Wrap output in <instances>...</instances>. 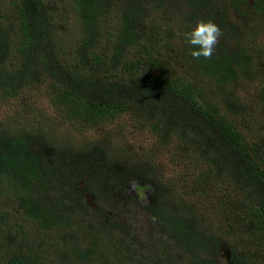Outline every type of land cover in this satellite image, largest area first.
Listing matches in <instances>:
<instances>
[{"label": "trees", "instance_id": "1", "mask_svg": "<svg viewBox=\"0 0 264 264\" xmlns=\"http://www.w3.org/2000/svg\"><path fill=\"white\" fill-rule=\"evenodd\" d=\"M68 1L80 28L78 36L71 41L77 49H70L69 57L65 52L51 50L52 46L42 45V34L35 26L40 21L35 18L34 24L26 16L20 0H0V20L6 18L0 24V109L32 79L46 84L47 98L55 105L52 118L44 108L33 106L29 98L26 107L15 108L14 114H0V264H211L212 251L231 234L232 225L236 226L234 220L243 234L256 235L257 230L264 241V197L256 193L264 187V152L258 151L264 142L248 139L237 120L218 108L238 107L235 91L226 87L238 80L241 84L247 82V86L257 81L253 65L259 62L264 48L252 50L254 41L238 45L241 50L238 54L223 50L210 58L197 59L190 55L192 45L188 49L183 46L185 55L179 57V63L209 80L207 84L200 77L189 81L177 65L168 63L167 69L163 68L158 57L151 56L155 48H148L139 39L136 29L145 13L143 4L148 0H127L123 10L114 8L121 13L116 21L106 25L108 29L99 20L103 15L100 10L107 2L116 4V0ZM179 1L184 2L176 0ZM188 1V9L182 11L184 27L188 26L186 31L198 22L194 21L199 17L198 9L210 4L209 0ZM230 2L234 10L241 11L248 0ZM252 8L264 18V0H252ZM200 20H207V14ZM260 27L258 31L264 32L263 24ZM171 35L172 31L166 29L162 35L150 39L159 48L164 37L163 47L170 51L174 44ZM132 46L130 53L128 49ZM127 53L142 56L138 60L127 58ZM257 65L262 71L263 66ZM138 66L156 72L134 77L135 81L124 76ZM146 82H155L175 97L173 102L167 101L168 105L164 103L165 108L161 107L162 101L156 102L163 114L158 113V119L150 124L156 141L149 142L147 147L131 143L128 132L124 133L139 118V104L144 98L141 90L131 91L129 87ZM215 82V93L221 97L227 94L228 103L216 105L203 100L202 86L211 87V83L215 86ZM93 86L98 92L91 98L86 91ZM254 100L264 108L260 93ZM244 108L240 109L245 111ZM191 115L200 116L204 124L218 133L214 142L204 135L197 139L200 149L196 169L201 167L202 171L192 185L189 178L193 169L183 175V180L170 179L166 174L171 166L170 170L179 176L177 169L184 155L193 160L195 147L170 152V159L163 154V149L170 147V137H181V132L171 126L181 125ZM14 116L25 118L38 129L46 127L56 136L58 140L49 139L54 155L33 151V142L23 128L11 130L9 125ZM70 131L82 135L81 141H88L89 133L101 134L93 142L94 147L103 148L94 158L92 169L88 157L93 151L92 142H82L75 149V144L66 139H72L73 134L67 133ZM220 149L235 155L240 162L236 163L231 155L225 157ZM214 152L217 158L211 165L202 154ZM73 160L81 172L90 171L100 181L108 178L111 172L107 170L112 168L116 175L136 179L151 190L138 205V199L130 206L104 199L109 208L105 211L99 200L88 202L59 177L62 163L71 167ZM223 160L231 163L235 181L230 184H224L223 178L215 179L217 170L225 167L220 164ZM163 161L168 163L162 164ZM219 190L222 196L220 210L216 211L215 193ZM135 207L140 214L132 211ZM141 220L145 229L139 225ZM162 234L169 235L176 243L175 249L184 255V261L172 262L165 256L170 251L163 243ZM262 247L259 250L237 245L230 249L229 261L264 264V243Z\"/></svg>", "mask_w": 264, "mask_h": 264}, {"label": "rangeland", "instance_id": "2", "mask_svg": "<svg viewBox=\"0 0 264 264\" xmlns=\"http://www.w3.org/2000/svg\"><path fill=\"white\" fill-rule=\"evenodd\" d=\"M117 3L114 2H107L105 6H102L100 12H103L101 18L99 19L102 22V26H106L110 24L117 18L118 14L121 12H115L114 8L117 10H123L124 5L126 4L127 0H116ZM178 1V0H177ZM210 4H208L203 9H198L197 14L201 18L203 14H207V20H212L215 22L221 29V36L219 37L218 43L215 45V54L226 50L228 53H235L238 54L241 50L239 46H244L245 44L249 45L256 41L252 46V50L263 47L264 48V32H259L258 30L261 29L260 24L264 26V18L258 15L256 12L253 11L252 2L248 0L247 3H244L240 8L241 11H236L232 8L230 0H209ZM20 3L23 6V10L27 17H30L32 22L34 23L35 18L40 21L39 24H35L36 30L42 34L41 42L43 46H52L51 50L56 52H65L67 53V57L71 52L70 49H77V46H72L71 41L78 36L80 28L74 18V14L72 11V5L68 0H20ZM114 4V5H113ZM104 5V4H103ZM189 5L188 0H184V2H176V0H148L146 3L143 4L144 12L142 13V18L139 20V24L137 26L136 32L138 34L139 39H143V41L148 46V48H155L154 52L151 56L156 55L161 62L163 68L168 66V63L177 65L180 69V73L184 76L186 80L194 81L200 77L198 74L195 75L193 71L188 68L183 67L179 62V57L185 55L183 46L188 49V43L185 38L186 29L188 26L184 27V20L182 11L187 10ZM113 8V9H112ZM192 12L194 8L191 9ZM41 12L40 15L37 14ZM187 13V12H186ZM192 14V13H191ZM5 16V14H3ZM199 17H195L194 21H199ZM6 22V18H2L0 20V24H4ZM110 27V26H109ZM255 27V28H254ZM168 29L172 31V37L170 40L174 41L172 46V50L169 51V48L163 47L165 44L164 37L161 38L162 46L159 48L157 47V43L154 40H151L150 37L157 35L160 36L164 31ZM112 32V29L109 28ZM255 34H257L255 36ZM184 36V37H182ZM112 42V40H110ZM239 45V46H238ZM132 47L128 49L130 53H132ZM141 54H132L127 53V58L137 59L141 58ZM140 60V59H139ZM141 63L143 60L140 61ZM263 66L262 71L259 69V65ZM167 69V68H166ZM253 75L259 80L260 83L251 82L253 85L247 86V82L241 84V82L235 81L232 84L228 85L226 89L233 92L235 91L236 94V101L238 104L236 106L229 107L226 105L225 107H218L220 112H224L229 116L234 117L237 120V124L239 129L245 132V136L253 140L257 143L264 142V108L259 105V103L254 100L258 93L261 94V99H264V52L261 54L259 62H255L253 65ZM259 71V72H258ZM155 70L153 69H141L140 66L135 68L134 72H131L127 75H124L127 79L135 81V78L154 75ZM56 77V76H55ZM135 77V78H134ZM202 82L206 83L209 80H205L203 78H199ZM31 82V83H30ZM29 85L25 87L23 91L17 94V96L9 97V101L2 105L0 109V114L4 112H11L14 114L15 108L18 107H26V100L29 98V101L32 102L33 106L35 107H42L45 109L46 114L48 116L53 117L55 115L54 109L55 105L52 104L51 101L48 100V91L46 84L44 82H34L33 79L29 81ZM205 84V85H206ZM211 87L202 86L204 92L205 101H213L216 105H223L228 103L227 94L221 97L215 93V88L217 87V83L215 82V86L211 83ZM132 89L131 91L141 90V95H144L143 100L139 104L140 115L139 118L133 120V123L129 124V128H125L126 134L128 132L127 138L129 141L135 142L136 145L139 144L142 146H149V142L156 141V138L152 134V128L150 126L151 123L155 122L157 118V114H163L160 111V108L156 107L157 101H162L161 107L165 108V104L167 101L169 103L175 100V97L166 89L160 87V85L156 84L155 82H146L144 84H139V87H129ZM151 93L148 94L147 92ZM98 92L95 86L89 87L86 91L88 97L94 98V94ZM140 95V96H141ZM13 98V99H12ZM20 105V106H19ZM168 105V104H167ZM182 106H185L184 104ZM244 106V110L240 108ZM136 109H134L135 111ZM174 113L173 111H170ZM191 113V111H189ZM176 114V113H175ZM0 117H2L0 115ZM163 117H165L163 115ZM12 123L9 125L10 129L13 131H17L19 128H23L26 130V136L31 141L32 140V150L43 152L45 154H53V146L49 142V139L55 140L57 139L56 136L51 135L48 132V129L45 128H37L34 124L27 121L25 118L21 119V117L14 116ZM168 125H171L172 122L168 119V117L164 118ZM52 120V119H51ZM189 120V121H187ZM182 121L181 125H173L171 126L172 129L181 132L180 136H172L168 139V150L163 149L164 158L170 159V152L177 151L181 149V147H187L194 149L195 147V157L193 160L186 159L184 155L183 162L180 163V169H177L179 176L175 174L172 170H170L171 166L169 167L168 175L170 179H178L181 178L183 180V175L187 173L189 170H194L190 174L189 182L190 185L196 180L201 172V167L197 168L198 165V158L197 153L199 151V145L197 139L200 135H204L210 139V141H215V136H218V133L209 128L207 124H204L203 120L200 119V116L191 115L189 119ZM67 126H69L68 122H65ZM146 123V125H145ZM111 126L112 124L109 123ZM71 130L73 127L69 126ZM60 136H64L62 131H59ZM72 133L73 137L66 138L71 143L75 144V149L77 146H81L82 142H93L97 141L100 137V133H89L88 134V141H81L79 139L82 135L73 133L72 131L67 132ZM184 134V135H183ZM181 139V140H180ZM58 140V139H57ZM260 153L264 151V144L260 145ZM103 146L95 145L93 146V151L90 152L88 157L90 156V169L93 168L92 163L94 158L98 155L100 149ZM223 155L226 157L227 155H231V158L236 162L239 163L240 160L235 155L225 151L224 149H220ZM87 152V151H86ZM88 153V152H87ZM101 153V152H99ZM54 155V154H53ZM208 158L209 164H215V158H217V154H202ZM230 161V160H229ZM71 167L62 163L61 170L59 171V177L63 179V183L77 192H80L82 196L88 202H92L94 200H99V205L105 211L109 210L107 207V202L104 200L110 201H119L126 203L127 206H130L134 200L136 201V205H138L141 199L150 192L151 188L144 187V185L137 182L136 179H130L129 177L124 175H116L115 170L111 168L107 170L111 172L108 175L107 179H100L96 176H91L90 171L87 173L81 172L77 167H75V162L71 161ZM168 161H163L162 164H166ZM214 163V164H213ZM221 165L225 166L224 168H220L215 173V179L223 178L224 184H230V182L235 181L233 177V171L230 168L231 163L223 160L220 162ZM112 167H116L112 165ZM71 168V169H70ZM131 178V177H130ZM220 182V180H217ZM114 183V184H112ZM249 187V186H248ZM250 189V188H249ZM238 192V190H236ZM258 195L264 197V187L260 188L256 192ZM222 196V190L216 191L215 193V210H220V201ZM258 202L260 199L256 195ZM101 199V200H100ZM133 212L136 214H140L138 208H133ZM218 215V212H215V216ZM236 223V226L232 225L231 234L225 239V241L221 242L219 246L212 251L213 260L210 262L211 264H231L229 261L230 257V249L239 245L243 246L244 248H257L261 250L263 237L261 233L256 230V235H248L243 234L237 225V221L234 220L233 224ZM141 228L145 229L144 221L141 220L139 222ZM147 225V229H148ZM258 228L255 226V229ZM236 233V234H235ZM242 233V234H240ZM235 234V236L233 235ZM163 243L168 250L170 251L165 256H169L174 261H184L185 257L180 251H176L175 249L176 243L171 241V238L167 234H162ZM150 264H153L151 262Z\"/></svg>", "mask_w": 264, "mask_h": 264}, {"label": "clouds", "instance_id": "3", "mask_svg": "<svg viewBox=\"0 0 264 264\" xmlns=\"http://www.w3.org/2000/svg\"><path fill=\"white\" fill-rule=\"evenodd\" d=\"M221 34L220 27L212 20L198 21L185 34L187 43L193 46L190 49V55L197 59L200 57L210 58Z\"/></svg>", "mask_w": 264, "mask_h": 264}, {"label": "flooded vegetation", "instance_id": "4", "mask_svg": "<svg viewBox=\"0 0 264 264\" xmlns=\"http://www.w3.org/2000/svg\"><path fill=\"white\" fill-rule=\"evenodd\" d=\"M252 2V0H250Z\"/></svg>", "mask_w": 264, "mask_h": 264}]
</instances>
